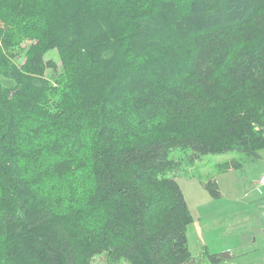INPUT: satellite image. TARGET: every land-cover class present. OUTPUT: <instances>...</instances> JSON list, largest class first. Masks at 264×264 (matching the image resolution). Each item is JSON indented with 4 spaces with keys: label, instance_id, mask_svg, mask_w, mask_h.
Here are the masks:
<instances>
[{
    "label": "trees",
    "instance_id": "obj_1",
    "mask_svg": "<svg viewBox=\"0 0 264 264\" xmlns=\"http://www.w3.org/2000/svg\"><path fill=\"white\" fill-rule=\"evenodd\" d=\"M53 49L70 91L55 113ZM28 115L33 140L41 122L57 135L19 163ZM176 146L264 147V0H0V264H191L192 216L164 175Z\"/></svg>",
    "mask_w": 264,
    "mask_h": 264
},
{
    "label": "rangeland",
    "instance_id": "obj_2",
    "mask_svg": "<svg viewBox=\"0 0 264 264\" xmlns=\"http://www.w3.org/2000/svg\"><path fill=\"white\" fill-rule=\"evenodd\" d=\"M27 44L28 41L24 40L17 49L18 64L25 59L23 53ZM44 58L54 59L58 64L56 77H59L60 82H53L54 89L49 96L48 105L51 106L52 113H55L58 94L69 96L70 91H67L65 85L66 72L61 66L57 51H47ZM47 72L50 74L48 70ZM37 122L31 115L23 117L21 128L9 145L16 149L14 155L19 163L36 160L31 155L32 146L39 145L41 148L48 136L57 135L56 130L50 134L52 128L41 122L45 134L41 133L33 140L40 131L30 128ZM87 132V129L80 132L85 145H88ZM53 142V147L58 145L56 143L61 144V141ZM62 144H66L64 139ZM167 156L174 161V165L164 175L177 181L192 216L186 227L188 249L193 259L191 264H212L206 252L213 254L223 251H228L232 258L217 264H264V185L257 184L259 176L264 174V147L257 151V156L236 149L194 156L190 147L176 146L169 150ZM50 159V156L45 159L48 164L38 165L36 162L28 172L38 174L49 164L55 166ZM64 161L68 162L66 159ZM59 164L65 168L63 163ZM79 176H84L83 183L87 186L88 173ZM60 179L65 180V177ZM213 188L218 191L217 195L212 193ZM92 264L129 263L123 259L111 262L103 252L93 256Z\"/></svg>",
    "mask_w": 264,
    "mask_h": 264
},
{
    "label": "built area",
    "instance_id": "obj_3",
    "mask_svg": "<svg viewBox=\"0 0 264 264\" xmlns=\"http://www.w3.org/2000/svg\"><path fill=\"white\" fill-rule=\"evenodd\" d=\"M257 184L259 186L264 185V174H262L261 176H259ZM262 218L264 219V210L262 211Z\"/></svg>",
    "mask_w": 264,
    "mask_h": 264
},
{
    "label": "crops",
    "instance_id": "obj_4",
    "mask_svg": "<svg viewBox=\"0 0 264 264\" xmlns=\"http://www.w3.org/2000/svg\"><path fill=\"white\" fill-rule=\"evenodd\" d=\"M232 258V257H231ZM230 260V259H229Z\"/></svg>",
    "mask_w": 264,
    "mask_h": 264
}]
</instances>
